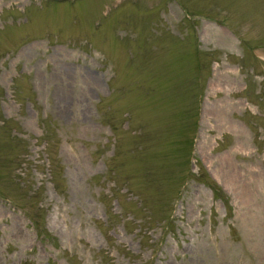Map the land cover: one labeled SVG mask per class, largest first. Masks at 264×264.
Here are the masks:
<instances>
[{"label":"rangeland","instance_id":"obj_1","mask_svg":"<svg viewBox=\"0 0 264 264\" xmlns=\"http://www.w3.org/2000/svg\"><path fill=\"white\" fill-rule=\"evenodd\" d=\"M0 264H264V0H0Z\"/></svg>","mask_w":264,"mask_h":264}]
</instances>
